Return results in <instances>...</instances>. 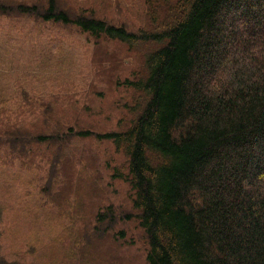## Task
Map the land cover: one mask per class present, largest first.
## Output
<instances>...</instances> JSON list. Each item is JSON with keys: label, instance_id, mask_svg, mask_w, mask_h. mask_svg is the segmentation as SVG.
Here are the masks:
<instances>
[{"label": "trees", "instance_id": "obj_1", "mask_svg": "<svg viewBox=\"0 0 264 264\" xmlns=\"http://www.w3.org/2000/svg\"><path fill=\"white\" fill-rule=\"evenodd\" d=\"M152 4L138 33L72 18L56 0L44 11L0 2V14L72 24L143 53L141 76L126 81L145 95L131 125L70 133L111 140L129 158L146 264H264V0ZM0 264H10L1 253Z\"/></svg>", "mask_w": 264, "mask_h": 264}, {"label": "rangeland", "instance_id": "obj_2", "mask_svg": "<svg viewBox=\"0 0 264 264\" xmlns=\"http://www.w3.org/2000/svg\"><path fill=\"white\" fill-rule=\"evenodd\" d=\"M56 3L72 18L136 33L148 28L154 5ZM141 54L72 24L0 14V253L8 263L146 264L149 237L134 206L129 158L111 140L70 133L131 125L145 95L126 81L141 76Z\"/></svg>", "mask_w": 264, "mask_h": 264}]
</instances>
